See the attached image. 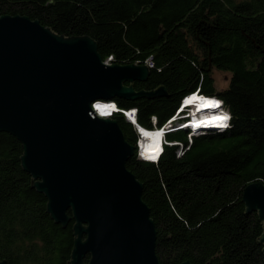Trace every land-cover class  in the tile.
Returning a JSON list of instances; mask_svg holds the SVG:
<instances>
[{"label": "trees", "instance_id": "16d2710c", "mask_svg": "<svg viewBox=\"0 0 264 264\" xmlns=\"http://www.w3.org/2000/svg\"><path fill=\"white\" fill-rule=\"evenodd\" d=\"M6 14L36 18L57 35L90 37L111 64L150 60L146 79L131 86H163L169 95L111 99L135 108L141 127L152 129V117L162 127L197 91L221 100L229 128L191 142L185 129L168 131L157 162L138 159L135 149L126 168L142 184L159 264L264 263V220L257 210L245 213L241 199L248 184H264V0H0ZM214 71L229 74L224 87ZM111 119L136 147L135 126L122 112ZM22 153L20 141L0 132V262L66 264L75 220L70 210L65 226L53 220Z\"/></svg>", "mask_w": 264, "mask_h": 264}, {"label": "water", "instance_id": "95a60500", "mask_svg": "<svg viewBox=\"0 0 264 264\" xmlns=\"http://www.w3.org/2000/svg\"><path fill=\"white\" fill-rule=\"evenodd\" d=\"M147 75L145 64L105 63L90 37L0 15V132L21 142L20 164L46 196L53 220L65 226L71 211L76 237L66 264H159L142 184L126 168L136 147L116 121L91 108L115 96L169 95L163 86L135 91L131 83ZM241 199L245 213L257 210L264 220L263 183L248 184Z\"/></svg>", "mask_w": 264, "mask_h": 264}, {"label": "built area", "instance_id": "2783aa9c", "mask_svg": "<svg viewBox=\"0 0 264 264\" xmlns=\"http://www.w3.org/2000/svg\"><path fill=\"white\" fill-rule=\"evenodd\" d=\"M104 62L105 63H111V57L107 58ZM145 64L147 66H152V63L150 62V60L145 61ZM197 93H198V91L183 97V99L180 102V106L177 109L175 115L172 116L170 119H168L162 127H159V128L156 127V119H155V117H152V121H153V125H154L152 129H147V128H144V127L137 125V123H136L137 110L135 108L128 109V110L120 109L118 107V105L112 100L95 101L91 104V108H92V112H93L94 116H98L101 118H111L115 112H122L124 118L127 121L131 122L135 126V130H136V133L138 136L136 148H135L137 158L141 159V160H145V161H151L152 159L149 157V155L147 153H145L140 147V141L143 138L142 131H146V132L161 131L162 134H161V140H160L159 146H160V154H162L164 144L167 143L165 138H166V133L168 131H171L174 129H177V130H179V129L184 130L185 129L188 132V134H187L188 140H189V142H191V138L193 136L203 134V133H206L208 131H213V130L214 131H224L225 129L230 127V119H231L230 114L224 108L222 101L216 97H213V99H215L217 101V105H216L217 109H214L215 111H213V112H219L220 115L222 114L223 119L220 121H212L211 123L206 125L207 127H203L201 129H198V130L195 129L193 125L190 127L187 126L191 123L192 113H193V111L197 110V107L194 109L195 105L184 106V102L187 99V97H190V96L197 94ZM200 97L204 98V97H209V96H205V95L200 94ZM99 105L111 108V109H109L110 110L109 114L107 115V114H105V112L103 113V111L101 112L100 110H98L97 106H99ZM210 113H212V112H210ZM225 117H227V119H225ZM215 122H217V123H215ZM168 144H176V143H168ZM178 154L179 155L182 154V144H180V149L178 150ZM157 160L153 161V162H157Z\"/></svg>", "mask_w": 264, "mask_h": 264}, {"label": "bare ground", "instance_id": "6f19581e", "mask_svg": "<svg viewBox=\"0 0 264 264\" xmlns=\"http://www.w3.org/2000/svg\"><path fill=\"white\" fill-rule=\"evenodd\" d=\"M205 98V99H204ZM200 97V94H194L184 102V106L195 105L197 107L196 111H193L191 123L187 125L188 127L194 126L195 129H201L203 127H207L206 125L211 123L212 121H220L223 119V115L219 112H213L216 108L217 101L213 99V97ZM98 110L105 114H109L111 108L106 106L99 105L97 106ZM212 112V113H210ZM217 123V122H215ZM161 131L156 132H146L142 131L143 138L140 141L141 149L149 155L152 159L151 161H156L160 157V140H161Z\"/></svg>", "mask_w": 264, "mask_h": 264}, {"label": "rangeland", "instance_id": "374dc122", "mask_svg": "<svg viewBox=\"0 0 264 264\" xmlns=\"http://www.w3.org/2000/svg\"><path fill=\"white\" fill-rule=\"evenodd\" d=\"M216 84L218 87H224L229 79V74L223 71H214L213 72Z\"/></svg>", "mask_w": 264, "mask_h": 264}, {"label": "snow or ice", "instance_id": "6c2138e0", "mask_svg": "<svg viewBox=\"0 0 264 264\" xmlns=\"http://www.w3.org/2000/svg\"><path fill=\"white\" fill-rule=\"evenodd\" d=\"M225 119H227V117H225Z\"/></svg>", "mask_w": 264, "mask_h": 264}]
</instances>
